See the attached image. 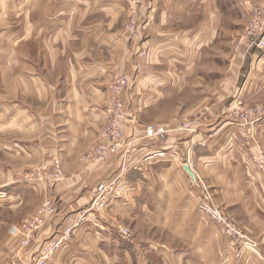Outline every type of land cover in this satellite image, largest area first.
I'll return each mask as SVG.
<instances>
[{"label": "crops", "instance_id": "0c3cea01", "mask_svg": "<svg viewBox=\"0 0 264 264\" xmlns=\"http://www.w3.org/2000/svg\"><path fill=\"white\" fill-rule=\"evenodd\" d=\"M129 1L44 0V60L22 55L24 48L10 42L13 34L0 32V184L8 181L5 191L17 199L11 194L27 167L52 165L58 157L65 169L55 184L30 186L39 203L51 200L58 213L29 247L25 264L45 239L62 233L69 216L92 203L99 183L120 173L118 157L83 159L99 140L117 70L131 78L125 128L135 149L123 175L127 190L77 228L46 264H209L188 232L202 226L194 224L202 184L217 200L240 175L264 197V169L253 161L260 149L264 153V120L244 126L234 115L236 108L264 104V51L248 50L245 42L236 48L248 19L239 11L246 5L141 0L138 33L129 40ZM8 11L0 9V16L14 10ZM185 119L197 120L195 132L179 129ZM150 123L169 129L166 140L145 136ZM38 205L23 218L33 216ZM119 226L130 228L133 238L121 236ZM213 226L221 235L214 239L223 248L215 256L220 264H264L250 251L236 257L223 231ZM253 235L264 245V233ZM179 240L187 247H177ZM17 244L10 234L2 241L0 264H10V248Z\"/></svg>", "mask_w": 264, "mask_h": 264}, {"label": "built area", "instance_id": "2783aa9c", "mask_svg": "<svg viewBox=\"0 0 264 264\" xmlns=\"http://www.w3.org/2000/svg\"><path fill=\"white\" fill-rule=\"evenodd\" d=\"M139 23V12L136 7L132 9L129 21L126 25L130 32L137 31ZM244 38L247 40L249 48L264 50V7H257L253 10V16L248 23ZM130 79L123 72L113 76L110 86V96L105 106L106 120L100 130L99 140L90 151L83 156V159L91 163H101L111 156L121 160L120 173L114 178L98 184L96 195L92 203L77 216H69V224L62 233H58L45 239L38 254L29 264H46L48 260L67 242L74 231L81 227L89 219H96V212L108 206L114 198L121 197L127 190L128 184L123 181V175L130 169L127 163L131 153L135 149L134 142L126 140L127 132L125 128L128 117L129 102L126 92L130 87ZM234 115L238 122L243 125L255 126L264 119V104H256L253 107L236 108ZM198 122L195 119H185L180 126L182 131L195 132ZM169 129L166 127L150 123L145 126V136L164 141L167 138ZM187 163L192 166L193 161L187 158ZM255 165L264 169V153L260 149L254 156ZM65 177V169L62 161L55 157L52 165L44 164L31 172H25L23 180L27 182L39 183L50 181L57 183ZM198 179H200L198 177ZM199 210L216 225H218L228 238L230 247L237 257H242L244 252L250 251L264 259V246L252 236L246 233L238 224L214 201L210 192H202L199 202ZM58 213V207L49 199H45L36 210V213L20 222L13 224L10 234L20 236L19 243L13 246L14 260L12 264H25L24 258L29 247L32 245L37 235L44 229L48 218ZM121 236L133 238V232L127 226H119Z\"/></svg>", "mask_w": 264, "mask_h": 264}, {"label": "rangeland", "instance_id": "374dc122", "mask_svg": "<svg viewBox=\"0 0 264 264\" xmlns=\"http://www.w3.org/2000/svg\"><path fill=\"white\" fill-rule=\"evenodd\" d=\"M140 1L141 0H130L128 2V5H129L128 6V17L124 24V30H125L124 33H125V37L128 38L129 40H131L138 33V29L140 26V21H141V12H140L141 2ZM257 1L260 3L247 4L246 0H240V2L246 5L247 9H244V10L242 9L241 12L239 11V13L242 16V18H243V14L248 15V19H247L245 28L236 44V48H239L240 44L242 42H245L248 50L264 51V50H259L256 48H249L248 42L244 38L245 29L253 16L254 8L264 7V0L263 1L257 0ZM134 7H136L139 12V23H138L137 31L130 32L127 30L126 25L129 21L132 9ZM0 9H1V14L8 13L9 9L14 10L10 16L9 15L0 16L1 18L0 19V32H2V34L5 32H7V34L8 32L9 34L10 33L13 34L12 40L14 41L11 40L10 42H13V43L15 42L14 44L16 46L18 47L21 46V48H24L23 51L25 52H23L22 55H27L28 58H30L33 61L44 60V0H11V1L10 0H0ZM6 16H9V17H6ZM2 40H5V39L2 38ZM140 54H142V56H146V52L140 53ZM120 72H123L124 74H126L125 70H117L113 74V76L116 73H120ZM128 77L131 82L130 76ZM254 105L243 106L241 108L253 107ZM182 118L184 119L185 116ZM238 123L241 124L240 122ZM244 126H249V125H244ZM42 165H44V163L39 164L37 166L27 167L24 170V172L21 175L19 185H16V186H19L18 187L19 190L17 192H12L11 194L13 197H16L17 199H12V198L9 199L10 194L9 192L5 191V188H9L8 181H5L2 184H0L1 185L0 186V191H1L0 192V244L2 243V241L7 239V237L9 236L10 228L13 224H16L20 222L21 220H25L29 218V217L23 218L25 216L24 215L25 210L27 209L29 210L30 208H32L33 206H36L37 204H39L38 205L39 207L41 203L45 200L43 199V201L39 203L40 198H39L38 193L31 192L32 189L30 187V186L32 187L39 186L40 184H43L45 181L34 183V182H27L23 180V175L25 172H28V171L31 172L32 170H35L36 168H39ZM242 177L243 176L240 177L239 175L238 176L239 179L235 183L227 182L228 185H231V186L225 189L224 196L221 195L220 197L217 198V200L215 199L211 191L203 184H202V192L206 190L207 192H210L214 198V201L217 203V205L220 204L221 206L220 205L219 206L238 224V226H240L244 231H246L247 234L254 237L258 241V239L253 234H263L264 233V226H263L264 225L263 223L264 207L261 205L264 197L263 196L257 197L259 195V192H261V190H258L257 188V190L254 192L252 190L251 185H248V183L245 182L242 179ZM4 184H8V185L3 186ZM22 188H27L29 191L22 192ZM24 196L27 200L25 202H22V201L18 202L20 200L19 198L22 199V197ZM231 202L232 203L239 202V203H237V206H231L230 205ZM197 213L199 214L200 217H197L196 220H194V224H196L197 222L198 225L201 224L202 226L199 227V226L194 225L192 227V230L188 231L192 235V239L194 241L193 246L194 247L195 245L198 246L197 254H204L209 257V261L213 262V263L209 262V264H220V260L218 259V257H215V256H217L218 254H219L218 256H220V253H223V248L221 249V252H220L216 243L214 242V239L216 238L217 234L219 235V238L221 235L220 233L217 232L216 230L217 228L213 226L216 224H214L209 218H207L205 216L206 214L204 215V213L198 209H197ZM218 228L222 230L219 226ZM252 228H254L255 230L254 229L252 230ZM12 236H15V235H12ZM15 237L18 238V243H19L20 236H15ZM224 241H228V238L226 237ZM176 245L177 247H180V248L187 247L185 242L182 240L177 241ZM260 245L264 246L261 243ZM13 246H11L10 248V250L12 251V260H10L11 261L10 264H12V261L14 260V251L12 248ZM226 246L228 248L227 244ZM192 248L193 247H191L190 249ZM200 248H202V251L200 250ZM258 258L261 260H264L260 258L259 256Z\"/></svg>", "mask_w": 264, "mask_h": 264}, {"label": "water", "instance_id": "95a60500", "mask_svg": "<svg viewBox=\"0 0 264 264\" xmlns=\"http://www.w3.org/2000/svg\"><path fill=\"white\" fill-rule=\"evenodd\" d=\"M187 170L191 173V175H194L193 172L191 171L190 167H187Z\"/></svg>", "mask_w": 264, "mask_h": 264}]
</instances>
